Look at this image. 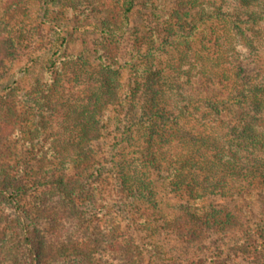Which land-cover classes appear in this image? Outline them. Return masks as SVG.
Listing matches in <instances>:
<instances>
[{
  "label": "trees",
  "instance_id": "trees-1",
  "mask_svg": "<svg viewBox=\"0 0 264 264\" xmlns=\"http://www.w3.org/2000/svg\"><path fill=\"white\" fill-rule=\"evenodd\" d=\"M77 33L100 41L68 53ZM158 193L181 194L166 224L204 245L175 262L264 248V0H0V263L154 264L146 243L93 230L113 213L153 230Z\"/></svg>",
  "mask_w": 264,
  "mask_h": 264
},
{
  "label": "rangeland",
  "instance_id": "rangeland-1",
  "mask_svg": "<svg viewBox=\"0 0 264 264\" xmlns=\"http://www.w3.org/2000/svg\"><path fill=\"white\" fill-rule=\"evenodd\" d=\"M147 12V11H146ZM146 12H144L142 4H139L138 7L134 9V12L132 13V19L134 24L141 21V18L147 17ZM146 14V15H145ZM100 37L95 34H85V33H77L71 37L70 45L67 47L68 53H78L81 51L82 48H93L94 43H99ZM31 50H25V53L23 55V58L15 62L11 67L13 70L23 66V64L27 61ZM22 75V76H21ZM19 74L18 78V84H20L21 88L27 87L29 82L32 80V78L39 77L42 74L40 72H35L32 75H24ZM43 76V78H46ZM6 77H3L5 79ZM51 193H53L52 200L56 202H60V198L58 194L54 190H50ZM49 192V193H50ZM159 197L162 199L161 208H159V212L155 211L153 216V227L154 229L142 227L139 228L138 223L134 226L127 227L124 223L121 225L123 227H118L115 225L114 221V213L106 215L104 218V222L102 223L103 227L101 230H93L95 233L96 241L103 247L109 246L112 242H114V239L117 238L118 240L119 235L121 233H125L128 237H131L133 242L136 244H139L144 242L146 243L143 247L145 248V256L147 260H151L154 264H179L175 262L173 259L176 256H179V258L184 257L186 253L190 254L191 252H201L203 251L204 245L201 243H187L183 240H181L177 234L176 231L172 228L170 224H166V220H172L176 214H177V204L181 203L182 196L174 195V194H165L160 195L158 193ZM184 198L187 196L186 193L183 194ZM264 201V199H262ZM103 202V200H101ZM62 205V204H61ZM0 209V217H2L1 221L4 222L6 220V216H4V213H2ZM264 210V203L262 205L260 199L255 200V206L253 208V211H255V215H260L261 211ZM73 211V210H71ZM10 212V211H9ZM110 212V213H111ZM264 218V216H263ZM105 219L106 224H108L107 228H104L105 225ZM119 219V218H118ZM121 221H123V217H120ZM119 219V220H120ZM47 221V220H46ZM42 221V227L41 232L43 230L45 231L46 228L49 226V221ZM9 222V221H8ZM64 222V220L62 221ZM124 222V221H123ZM1 223V222H0ZM2 224V223H1ZM141 225V224H140ZM60 225H57L56 229H60ZM91 226H94L91 225ZM64 230H60L59 232H62L63 238L65 237V240L68 242L70 240H74L78 237H81V233L83 234V229L81 227V220L72 218L70 223L66 222L64 225ZM92 230V229H90ZM46 233V232H45ZM64 235V236H63ZM264 235V234H263ZM229 236V237H228ZM213 239L220 242H226L227 244L231 245L236 241L237 233L234 234V232H229V235L222 236V234L213 232L212 234ZM219 237V238H218ZM204 243L206 244V248H211L213 250L214 243L210 242L209 240L204 239ZM196 250V251H195ZM211 252V251H210ZM197 253V254H198ZM106 257L110 256L111 254L106 252ZM144 254V253H143ZM222 256H227L229 264H264V248L260 250V252L257 253V255L253 258H248L244 256L243 254H237L231 251L229 248H226L223 252ZM104 257V259L106 258ZM111 260V259H110ZM111 264H119L117 260H111ZM0 264H11V261L4 260L1 261Z\"/></svg>",
  "mask_w": 264,
  "mask_h": 264
}]
</instances>
